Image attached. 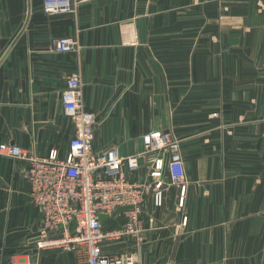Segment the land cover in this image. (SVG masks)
<instances>
[{"label": "crops", "instance_id": "1", "mask_svg": "<svg viewBox=\"0 0 264 264\" xmlns=\"http://www.w3.org/2000/svg\"><path fill=\"white\" fill-rule=\"evenodd\" d=\"M44 1L0 0V147L65 158L76 129L61 96L80 74L98 153H141L157 131L181 140L183 208L175 187L162 204L149 199L143 243L111 249L135 264H264L263 166L248 162V119L263 117L252 103L264 102V0H74L77 15H48ZM65 37L80 51L57 53L52 40ZM26 170L0 155V264H80L37 249L42 215Z\"/></svg>", "mask_w": 264, "mask_h": 264}, {"label": "built area", "instance_id": "2", "mask_svg": "<svg viewBox=\"0 0 264 264\" xmlns=\"http://www.w3.org/2000/svg\"><path fill=\"white\" fill-rule=\"evenodd\" d=\"M44 12L77 15L78 6L74 0H45ZM52 45L60 54L80 51L72 38L53 39ZM61 103L76 129L65 158H59L56 151L41 158L19 146L0 147V155L27 164L24 178L42 215L37 249L74 253L80 264H135L132 255L111 246L126 238L143 243V206L149 199L162 204L165 193L175 187L180 189L179 207L183 208L187 182L181 140L172 130L157 131L145 136L141 153L126 158L116 148L98 153V121L85 107L80 74L67 80ZM142 160L148 172L138 181ZM127 207L133 210L115 214ZM101 216L109 219L102 222ZM122 219H126L123 225L105 227L107 222Z\"/></svg>", "mask_w": 264, "mask_h": 264}, {"label": "rangeland", "instance_id": "3", "mask_svg": "<svg viewBox=\"0 0 264 264\" xmlns=\"http://www.w3.org/2000/svg\"><path fill=\"white\" fill-rule=\"evenodd\" d=\"M252 108L257 111H261L263 117L259 119H248V127H252L254 129L250 136L252 138V141H250L252 145L250 146V151H248V162H250L253 166L257 165V163L262 164V174H264V133L260 131L261 128H264V102L252 103ZM257 142L261 143V148L257 149L256 147H253L258 146Z\"/></svg>", "mask_w": 264, "mask_h": 264}, {"label": "water", "instance_id": "4", "mask_svg": "<svg viewBox=\"0 0 264 264\" xmlns=\"http://www.w3.org/2000/svg\"><path fill=\"white\" fill-rule=\"evenodd\" d=\"M133 210V208H119L116 212H115V214H119V213H124V212H129V211H132ZM109 219V217L108 216H101L100 217V220L102 221V222H105L106 220H108Z\"/></svg>", "mask_w": 264, "mask_h": 264}]
</instances>
